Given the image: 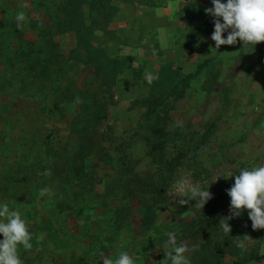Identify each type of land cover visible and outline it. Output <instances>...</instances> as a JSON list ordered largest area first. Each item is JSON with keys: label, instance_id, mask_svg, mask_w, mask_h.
<instances>
[{"label": "rangeland", "instance_id": "1", "mask_svg": "<svg viewBox=\"0 0 264 264\" xmlns=\"http://www.w3.org/2000/svg\"><path fill=\"white\" fill-rule=\"evenodd\" d=\"M67 1L0 0V201L20 211L29 224L33 248L20 247L23 264H103L122 252L136 264H166L162 246L168 232L193 248L183 236L195 207L194 201L180 203L188 198L177 191L184 182L209 187L208 207L222 216L215 236L224 239L221 225L231 216L227 190L235 175L220 176L264 165V89L253 87L264 85V51L260 58L253 55L264 49V42L253 48L238 41L217 52L211 40L213 18L205 13L211 3L186 8L188 16L200 19L198 37L189 35L188 20L160 18L158 9L167 0H107L94 5L95 10L86 5L84 19L94 32L93 43L122 61V72L108 89L83 61L74 34L59 32L57 24L67 20L62 11ZM20 12L25 19L18 26ZM124 21L131 24L125 28ZM23 42L44 51L11 60ZM243 51L253 53L252 58L245 55L250 64L258 61L256 72L241 62ZM207 60L221 72V84L211 94L202 88L207 69L198 71ZM165 62L191 78L184 96L165 105L166 159L172 167H164L160 176L145 155L139 129L144 109L138 102L146 95V74L157 75ZM94 97L104 115L92 129L98 146L80 183L66 170L65 152L78 142L71 127L82 110L67 106L71 100L91 103ZM137 176L157 182L165 192L149 227L142 222L141 199L128 192ZM248 211L242 214L248 216ZM263 234L264 229L251 227L244 241L248 252L258 248L264 256ZM221 256L225 264L237 260L225 252ZM190 259L203 264L194 251ZM247 264H264V257Z\"/></svg>", "mask_w": 264, "mask_h": 264}, {"label": "trees", "instance_id": "2", "mask_svg": "<svg viewBox=\"0 0 264 264\" xmlns=\"http://www.w3.org/2000/svg\"><path fill=\"white\" fill-rule=\"evenodd\" d=\"M104 1L107 0H68L62 7L63 15L67 17V20L64 23H58L57 26L61 33L74 34L76 49L85 55L83 61L94 69V76L100 80L101 84L111 89L115 85L116 77L122 72V61L118 57L109 56L104 48L95 46L93 43L94 32L84 19V7L86 5L95 10L93 6ZM18 34L20 35V32ZM22 44L23 47L19 44L12 51L15 53V57L13 56L11 60L17 59L16 61H19L21 57H30L34 52L43 53L44 51L43 46L34 48L30 42H23ZM198 69L199 73L207 69L202 88L205 93H213L221 84L220 70L214 69L210 64V60L200 63ZM157 75L158 78H155L151 85H147L146 95L138 102L139 106L144 109L139 129L144 141L145 155L160 169L159 175L161 176L164 174V167H172L171 162L166 159L169 132L166 129L168 112L165 110V105L171 99L177 101L184 96L186 85L191 76L190 74L183 76L180 69L171 62L162 64ZM67 107L82 110V112H76V116H73L72 119L73 127H71V130L78 142L72 151L66 150L65 152L67 158L66 170L72 178L81 183L82 178L85 177L84 166L87 163L86 161L96 153V147L98 146L94 140L95 134L92 129L100 123L104 112L97 111L100 105L96 97L92 98L91 103L71 100ZM125 149L128 148H122L123 151ZM105 162L110 164L112 160L107 159ZM137 177L133 188L129 189L128 192L130 197L141 199L142 222L143 225L149 227L155 219L154 211L157 207L160 208L163 205L165 192L157 182ZM139 194L150 195V198L144 200L138 196ZM209 201L203 208L195 202V207L190 216L191 220L184 223L185 226H183L184 238L191 242L192 247L197 246L194 254L199 256L202 263L225 264L219 260L223 252L237 258L231 264H247L263 258L264 256L259 253L258 248L248 252L247 250L242 251L236 246L238 242L247 240L252 227L249 217L244 214L231 219L228 216L224 219L225 223H229L231 232L225 233L226 236L222 240L216 238L215 232L218 230L220 222H222V216L216 210L208 207ZM122 214H124V211H122ZM218 251L221 253L216 254Z\"/></svg>", "mask_w": 264, "mask_h": 264}, {"label": "clouds", "instance_id": "3", "mask_svg": "<svg viewBox=\"0 0 264 264\" xmlns=\"http://www.w3.org/2000/svg\"><path fill=\"white\" fill-rule=\"evenodd\" d=\"M212 7L205 8V13L213 18L214 31L211 40L215 42L217 52L221 45H234L239 41L243 47L255 46L264 42V0H211ZM25 19L23 12L18 13L17 21ZM227 33L225 38L224 34ZM158 75L146 74L149 85ZM235 175L234 184L227 190L230 197V213L233 217L242 215L243 210L248 211V217L252 222V228L264 229V165L241 168L239 174H229L220 177L229 178ZM199 185L181 183L178 192H186L187 200L181 199L180 203L194 201L201 208L211 199L212 194ZM47 191V190H44ZM44 194L43 192L41 193ZM225 233L231 232L229 223L221 225ZM0 264H23L19 249L22 246L25 251L33 248L32 233L29 224L22 217L20 211L9 208L8 203L0 201ZM242 251L246 250V244L240 241L236 245ZM184 244L178 243L175 233L168 232L167 239L162 248L165 252L166 264H191L190 254L195 250ZM103 264H136L135 260L127 252H122L115 260L104 259Z\"/></svg>", "mask_w": 264, "mask_h": 264}, {"label": "crops", "instance_id": "4", "mask_svg": "<svg viewBox=\"0 0 264 264\" xmlns=\"http://www.w3.org/2000/svg\"><path fill=\"white\" fill-rule=\"evenodd\" d=\"M200 1H203L204 4H200ZM207 5L208 3H211V0H167L165 4L160 7L158 10V15L162 20H175V21H181L182 23L184 20H188V22H184L186 26L189 27V35L193 37H198L202 35V27H200V23L198 20H200L197 16L194 14H189V16L186 13V8L188 6L194 5ZM193 7V6H192ZM200 8L198 7V10ZM204 20V19H201ZM131 24V22L124 21L125 28L128 26V24ZM226 38V37H225ZM145 40V39H144ZM239 41V39H238ZM256 50V49H255ZM261 50V51H259ZM254 51L255 53L246 54V51L241 52V62L245 65L247 63V67H251L256 72L259 68L257 67L256 63L258 64V61H255L254 63L250 64L251 62H248L246 60L245 55H247L248 58H250L251 54L254 56H258L260 58L261 53L264 51V49H259ZM242 51V50H241ZM252 58V56H251ZM249 60V59H248ZM246 68V67H245ZM253 83H257V81H253ZM249 88V86H246ZM255 89L263 90L264 85L262 83H259L258 85H253ZM263 93V92H261Z\"/></svg>", "mask_w": 264, "mask_h": 264}]
</instances>
